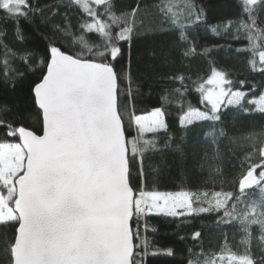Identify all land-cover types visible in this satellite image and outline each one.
<instances>
[{"label":"snow or ice","instance_id":"6c2138e0","mask_svg":"<svg viewBox=\"0 0 264 264\" xmlns=\"http://www.w3.org/2000/svg\"><path fill=\"white\" fill-rule=\"evenodd\" d=\"M75 3L91 22L83 23L79 32L69 33L71 20L63 17L57 22L58 13L39 0H0V12L12 23L14 38H25L22 24L26 23L45 42L43 56L27 54L29 62L39 63L33 71L40 76L29 90L33 108L42 117L41 126L32 130L20 124L23 116L13 123L6 118L12 109L4 106L0 110V128L7 129L6 137L18 140L0 142V224L15 229L9 264H137L138 257L139 264H144L147 248L135 242L142 219L153 214L191 216L208 209L197 212L192 207L193 193L188 191L161 194L141 190L135 183L144 176V153L156 148V140L144 136L166 132V114L160 107L140 115L128 112L126 105L121 107V82L130 80V75L118 73L116 65L125 56L121 42L133 39L129 14L117 15L112 0ZM92 4L103 6L110 23L99 18L101 14ZM179 6L182 13L173 11L170 3L166 17L176 40L184 42L182 56L192 57L197 50L187 28L201 22L205 10L196 0H180ZM260 8H264V0H243V12L252 25ZM182 16L187 23L181 21ZM41 27L48 32H41ZM211 31L217 34L216 28ZM85 33L97 39L90 41ZM72 36H76L75 42ZM8 39L6 26L0 28V46L7 48ZM213 48L219 46L206 47L203 54L210 56ZM258 56L264 65V51ZM23 78L20 73L19 79ZM173 79L183 85L185 78ZM232 83L224 71L212 68L195 89L208 110L190 107L179 117V125L219 122L220 113L228 107H243L247 94L233 91ZM249 103H258L257 110L264 112V95ZM258 168L264 169V163L250 168L247 187L264 181V170L254 175ZM260 190L264 192V188ZM216 204L217 211L224 207L220 201ZM199 237L197 231L192 238ZM164 254L173 252L168 249Z\"/></svg>","mask_w":264,"mask_h":264},{"label":"trees","instance_id":"16d2710c","mask_svg":"<svg viewBox=\"0 0 264 264\" xmlns=\"http://www.w3.org/2000/svg\"><path fill=\"white\" fill-rule=\"evenodd\" d=\"M170 1L112 0L116 14L128 13L133 27V39L121 42L125 56L116 65L118 73L127 71L130 75V80L121 82V107L126 105L135 115L160 107L166 114L167 131L144 136L154 138L156 148L144 153V176L135 183L144 191H188L193 193L192 207L197 212L207 208L208 212L183 217L149 215L142 219L135 242L147 248L144 264H188L189 260L195 264L205 259L204 253L216 256L224 252L246 254L253 264H264V192L260 190L264 181L240 190V179L250 168L264 163V112L249 103L264 93V71H260L264 65L258 56L264 51V8L257 11L252 25L243 12V0H196L205 10V18L189 26L186 34L197 55L183 57L184 42L176 40L166 17L164 3ZM39 2L58 13L57 22L63 17L71 20L69 33L79 32L83 23L91 22L75 0ZM91 7L101 14V20L110 23L103 6ZM134 9L137 11L132 16ZM5 26L9 39L7 48L0 46V110L8 106L12 109L6 117L9 121L15 123L23 116L20 124L38 130L42 120L33 108L29 89L40 76L33 71L39 63L29 62L27 54L43 56L45 42L36 28L26 23L22 24L25 38H14L12 23L0 12V28ZM40 31L47 33L48 29L41 27ZM85 35L90 41L97 39L96 35ZM72 39L75 42L77 38ZM217 45L210 56L203 54L206 47ZM212 68L226 73L233 81V91L246 92L243 107H228L220 113L219 122L204 120L182 128L179 117L190 107L208 110L195 89ZM20 73L23 79H19ZM179 76L185 78L183 85L173 79ZM6 131L0 128V142H18L6 137ZM136 158L141 159L139 153ZM259 171L256 169L257 176ZM216 201L224 205L220 211ZM197 231L200 237L194 240ZM14 236L11 225L0 224V264H9L8 250ZM168 249L172 255L164 254Z\"/></svg>","mask_w":264,"mask_h":264},{"label":"rangeland","instance_id":"374dc122","mask_svg":"<svg viewBox=\"0 0 264 264\" xmlns=\"http://www.w3.org/2000/svg\"><path fill=\"white\" fill-rule=\"evenodd\" d=\"M170 3L173 6V11H176L178 13H182L183 10L179 6L180 0H173L170 2H165L164 6H166V8H167ZM181 19L183 20V16L181 17ZM262 95H264V93ZM259 97L256 98L254 101L258 102ZM255 106L258 107L259 104L255 103ZM12 143H15V142H12ZM263 151H264V149H263ZM260 170H264V169H260ZM261 188H264V183L262 184ZM155 192H159L161 194H164V193H178V192H182V191H155ZM5 194H6V192H5ZM203 256H205V259L202 261H198L195 264H253L252 258L246 254H235V253H230V252H224V253H220L216 256H212L209 253H204ZM193 262H194V260H189L188 264H193Z\"/></svg>","mask_w":264,"mask_h":264},{"label":"water","instance_id":"95a60500","mask_svg":"<svg viewBox=\"0 0 264 264\" xmlns=\"http://www.w3.org/2000/svg\"><path fill=\"white\" fill-rule=\"evenodd\" d=\"M41 120H42V117H41ZM254 175H256L254 173ZM251 179V176L249 174V172H247L241 179H240V187H244V189H248L249 187H247V183L248 181ZM242 181H243V184H242Z\"/></svg>","mask_w":264,"mask_h":264}]
</instances>
